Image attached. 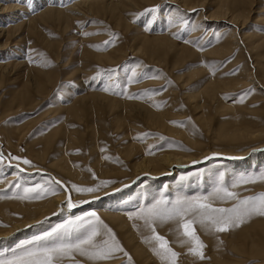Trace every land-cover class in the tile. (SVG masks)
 Returning a JSON list of instances; mask_svg holds the SVG:
<instances>
[{"label":"rangeland","instance_id":"obj_1","mask_svg":"<svg viewBox=\"0 0 264 264\" xmlns=\"http://www.w3.org/2000/svg\"><path fill=\"white\" fill-rule=\"evenodd\" d=\"M47 1L55 2L54 6H68L76 0H0L1 5L16 4L17 8L5 11L6 27L22 22L10 34L0 37V229L11 228L7 214L22 216L13 208L14 202L41 203L55 197L58 185L61 193L70 198L89 194L76 188L95 187L98 190L91 193L106 192L99 203L119 218L111 220L98 210L97 221L87 209L92 205L99 207L98 200L76 206L72 215L62 210L53 218L44 217L0 236V259L36 245H75L95 230L98 235L92 245H82L83 252L73 249L58 264H173V260L175 264H261L233 249L240 243L238 240L244 242L246 232H259L254 219L264 217L259 214L245 217L243 223L229 226L224 232L215 231L210 223L201 224V218L194 213L166 222L157 219L152 226L141 217L153 206L171 208L177 200L194 197H208L207 202L215 208L239 209L244 206L242 201L253 198L249 204L258 202L264 193V163L245 166L243 170L224 164L234 157L238 158L233 159L238 165L242 160L251 161L264 150L234 157L225 156L227 151H223L230 147L235 154H242L251 146L264 144V136L244 139L245 132L264 131V0H205L204 6L191 13L169 0H141L134 7L133 2L118 0L122 6L117 7V12L123 10V19L109 8H93L67 23L37 16ZM239 1L243 7L246 5L247 12ZM226 2L230 16L238 17L236 14L240 13L234 21L238 26L232 25L235 29L224 19L210 20L203 29L195 26L196 17L204 10L213 11ZM157 5L158 11L146 13ZM18 13L23 16L16 19ZM223 26L237 31L236 44L229 52L225 48L224 53H215L222 44H229L225 39H230L232 29L223 31ZM246 32L251 35L249 41L244 38ZM193 33L199 36L193 37ZM157 37L162 40L153 51L147 43ZM250 39L258 41L259 47L248 51L246 43ZM108 53L113 59L106 58ZM148 109L158 116L164 110V123L149 116L154 112ZM245 128L252 130L247 132ZM230 130H239L240 134L245 131L244 137L235 142L222 137L223 132ZM130 144L132 154H127ZM208 147L213 153L200 157L199 151H207ZM168 150L200 158L161 175L135 166L141 157L162 155ZM24 159L32 163L24 164ZM59 160L67 161L79 177L66 174L58 167ZM15 165L22 167L17 177L5 181L4 167L9 168L6 172L11 176ZM110 168H114L113 172L100 174ZM30 170L33 171L28 174ZM134 172L140 175L125 184L132 174L135 176ZM165 178L171 180L164 181ZM243 179L249 182L240 183ZM115 184H119L118 188L104 190ZM37 185L41 188L25 193V189ZM218 188H226L236 196L217 194ZM162 200L168 204L157 203ZM79 216L83 219L77 221V227L61 239H38ZM184 219L193 221L205 245L204 259L189 251L190 243H182L187 241L181 227ZM240 229L246 231L241 230L244 239ZM155 233L165 237L178 254L176 257L171 253L167 259L161 257L157 242L152 239ZM105 241L119 245L122 251L113 252L107 260L93 259L92 253L104 248ZM135 244L145 253L137 252Z\"/></svg>","mask_w":264,"mask_h":264},{"label":"bare ground","instance_id":"obj_2","mask_svg":"<svg viewBox=\"0 0 264 264\" xmlns=\"http://www.w3.org/2000/svg\"><path fill=\"white\" fill-rule=\"evenodd\" d=\"M14 2L16 1V0H13ZM113 1V0H112ZM125 1H130L131 3L133 2V4L134 3H138L139 1H141V0H119V2L121 3V2H125ZM143 1H148V2H153V1H155V0H143ZM221 1V0H220ZM232 1V0H231ZM242 1H244V0H242ZM242 1H239V5L241 6V8L243 7L242 5H243V2ZM57 2V1H56ZM108 2V1H107ZM105 0H76V1H74L72 4H69L68 6H66V5H64V6H59V5H57V6H54V4H55V2H50V1H47L46 2V7L45 8H43V9H41L40 11L38 10V14H37V16L39 17V18H42V19H54V20H57V21H62V22H69L70 20H72V19H74L75 17H77L78 15H80L81 13H82V11L84 12V11H86V9L87 10H92L93 8H95L96 10H100V9H98V8H101V9H103V8H109V11H111L114 15H118V18L120 19V18H122L123 17V10H121L120 11V9L118 10L119 11V13L117 12V7L120 5L119 4V2H118V0H116V3L113 1V2H111L110 3V1H109V3H107ZM118 2V3H117ZM169 2H171V3H175V2H177L178 3V7L180 8V9H182V10H186V11H188L189 13H191L192 12V10H195V9H197V8H201L202 6H204L205 5V0H169ZM224 2H225V0H224ZM230 2V1H229ZM58 3V2H57ZM60 3V2H59ZM177 3H175V4H177ZM232 3V2H231ZM234 3V2H233ZM236 3V2H235ZM245 3H246V1H245ZM124 4V3H123ZM139 4V3H138ZM247 4V3H246ZM221 5V6H220ZM225 5V6H224ZM238 5V6H239ZM120 6H122V5H120ZM119 6V7H120ZM127 6V5H126ZM128 6H130V4L128 5ZM135 6V4L134 5H132V7H134ZM176 6V7H177ZM230 6H232V4L230 5ZM245 7H243V9L244 8H246V5H244ZM9 7H12L13 9L14 8H16V4H14V6L12 5H1L0 4V21H1V23H0V37L2 36V35H6V34H10V31H11V29H13V31H14V29H17L21 24H22V22L21 21H17L16 22V25H12L10 28L9 27H6L7 25V23H4V21H5V17H3V15L5 14V11L7 10V8H9ZM131 7V8H132ZM232 8V7H231ZM239 8V7H238ZM240 8V9H241ZM17 9V8H16ZM18 9H20V8H18ZM40 9V8H39ZM126 9V8H125ZM242 9V10H243ZM108 10V9H107ZM244 11L245 12H247L245 9H244ZM243 11V12H244ZM87 12H89V11H87ZM116 12H117V14H116ZM237 12L239 13V11L237 10ZM237 12H234V13H237ZM195 13V12H194ZM230 12L229 11H227V2L226 3H223V4H219V6L217 7V8H215L213 11H206V10H204L203 12H202V14L199 16V17H196V19H195V26H198V27H202L201 29H203V27L205 26V24L208 22V21H210V20H218V19H224V20H227V22L230 24V26H232V25H235L236 23V21H237V18L240 16V13L239 14H236V15H238V17H236V16H230V14H229ZM19 15H16V19H18L19 17H22L23 15H20V14H22V13H18ZM232 14V13H231ZM229 15V16H228ZM245 15H246V13H245ZM245 15H243V17L245 16ZM12 16V15H11ZM10 16V17H11ZM37 16H35V17H37ZM242 16V15H241ZM2 17V18H1ZM37 17V18H38ZM15 19V18H14ZM15 19V20H16ZM32 20L34 19V18H31ZM41 19V20H42ZM123 19V18H122ZM10 20H12V19H10ZM14 20V21H15ZM21 20V19H20ZM35 21H36V19H34ZM45 21V20H44ZM235 21V22H234ZM238 21H240V20H238ZM34 22V21H33ZM242 22V21H241ZM30 23V22H29ZM28 23V24H29ZM35 25H37V24H35ZM29 26H30V24H29ZM229 26V25H228ZM236 26H238V24H236ZM225 29L223 30V31H226V30H228L229 29V27L227 28V26H223ZM222 27V28H223ZM233 27V26H232ZM232 27H230V29L229 30H231L230 31V35H229V37L228 38H230V39H228V40H226L225 39V41L227 42V43H229V44H222V41H221V46H219L217 49H216V51H215V49L214 50H212V51H210V52H214L215 51V53H218V52H221V53H224V50L223 49H225V48H227V50L229 49V50H231V49H233L234 48V45L236 44L235 43V40H236V38L234 37L235 35H236V33H237V31L236 30H234ZM36 27H31V28H27L28 30H34ZM200 29V30H201ZM228 30V31H229ZM240 32V31H239ZM235 34V35H234ZM197 35H198V33H193L192 34V36L193 37H197ZM146 36V35H145ZM199 36V35H198ZM250 36L251 35H249V33L248 32H246V34L244 35V38H246V39H248V41H249V38H250ZM145 39V38H144ZM160 38L159 37H157V38H153V40H152V42L151 43H147V44H150L149 46L150 47H152L153 48V51L155 50V49H158L159 48V41H161V40H159ZM164 40H165V38H163ZM163 40V41H164ZM143 41H145V43H146V39L145 40H143ZM162 41V42H163ZM167 41V40H166ZM244 41V40H243ZM165 42V41H164ZM163 42V43H164ZM224 42V41H223ZM167 43V42H166ZM171 43V42H170ZM170 43H168V45L170 44ZM246 42L244 41V44H245ZM257 43H259L258 41H257ZM255 41H253V42H251V39H250V42L249 43H246V49L249 51L250 49H255V48H257V46H258V44H257ZM262 43V42H261ZM174 44V43H173ZM5 45V44H4ZM164 45V44H163ZM168 45H167V48H169L170 49V47H168ZM171 45V44H170ZM219 45H220V42H219ZM242 45V44H241ZM173 46V45H172ZM172 46H171V48H172ZM217 46H218V44H217ZM237 46V45H236ZM236 46H235V48H236ZM259 47V46H258ZM161 48L162 47H160V51H161ZM242 48H244V47H242ZM241 48V49H242ZM141 48H139L138 50H140ZM173 49V48H172ZM245 49V48H244ZM151 50V49H150ZM171 50V49H170ZM169 50V51H170ZM226 50V49H225ZM229 50H228V52H229ZM164 51V50H163ZM242 51V50H241ZM226 52V51H225ZM153 53V52H152ZM165 53V52H164ZM220 53V54H221ZM106 55V58H110V59H113V57H112V54H110V56H109V53L108 54H105ZM157 55V54H156ZM101 56H103V57H105L104 55H97V58H100ZM108 56V57H107ZM157 58V57H156ZM264 66V65H263ZM38 83V85L39 84H41V83H39V82H37ZM210 82H208L207 84H209ZM211 83H216L215 81H212ZM210 85V84H209ZM216 85V84H215ZM206 86V85H205ZM218 86V85H217ZM211 87V86H210ZM215 87V86H214ZM220 87V86H219ZM212 89V88H211ZM197 107H199V105L198 106H196V108ZM166 109V108H165ZM75 110H77L76 108H75ZM148 110H150V109H148ZM150 111H153V109L152 110H150ZM163 112H161L160 113V116H158V114L156 113V112H154L153 114H149V116H151L152 118H158V120H159V122L161 123V122H163L164 123V121H163V119L164 118H162L161 117V115H166L165 114V112H164V110H162ZM146 112H148V111H146ZM149 113V112H148ZM159 113V112H158ZM169 114V113H168ZM148 117V116H147ZM166 117V116H165ZM162 123V124H163ZM166 123V122H165ZM246 129V128H245ZM244 129V130H245ZM249 130H252V129H249ZM249 130H247L246 129V131L248 132ZM170 131H174V130H172V129H170ZM241 131V130H240ZM217 132V131H216ZM244 132L245 131H243L241 134H240V132H239V130H230V131H226V132H223L221 135H222V137H224V138H227V139H231L230 141L231 142H235V140H237V139H240V138H243L244 137V135H245V137H244V139H255V138H262L263 136H264V131L262 130V131H256V132H254V133H247L246 134V132H245V134H244ZM256 133V134H255ZM218 134V133H217ZM244 134V135H243ZM220 135V134H219ZM216 136H218V135H216ZM221 137V136H220ZM221 137V138H222ZM260 138V139H261ZM222 141V140H221ZM222 143V142H221ZM220 144V143H219ZM226 144H228V143H226ZM234 144V143H233ZM233 144H230V146L231 145H233ZM256 145V144H255ZM133 145L132 144H130V146H128L129 148H128V150H126V153L127 154H132V151H131V147H132ZM220 146V145H219ZM218 146V147H219ZM234 146H236V145H234ZM251 146V145H250ZM263 147V148H262ZM249 148V147H248ZM206 149H208L207 151H205L204 149L203 150H201V151H199V154H200V157H207V156H210V154H211V152L213 153V151H210L212 148H206ZM216 149V148H215ZM229 149V150H228ZM227 149V147H226V149H224L223 151L225 152V151H227V152H229V153H227V152H225L224 154H225V156H231V157H234V156H232V155H240V156H247V154L248 153H250L251 151H255V152H260V151H263L264 150V144H258V145H256V146H251L249 149H247L244 153H242V154H235L234 153V151L235 150H233V148H228ZM134 150V149H133ZM217 150V149H216ZM233 152V153H232ZM236 152V151H235ZM219 153V152H218ZM261 153V152H260ZM263 153V152H262ZM199 156H196V155H193V154H186V153H182V152H177V151H171V150H168V152H166V153H164V154H162V155H156V156H153V157H151V156H147V157H141V159H139V160H137V162L135 163V166L136 167H141L142 168V170H145L146 172L147 171H149V173L150 174H156V175H161L163 172H166V170H170V169H172L174 166H177V165H182V167H186V164H190V163H192V162H194L195 160H198L199 158H200ZM138 159V158H137ZM249 159V158H248ZM135 160V159H134ZM133 160V161H134ZM247 160V159H246ZM240 161V163H239V165L237 164V162L235 161V160H233V159H230V160H228V161H226L224 164L225 165H227V167H233V166H235L236 168H237V170H239V169H244L245 168V166H253V165H255V163H264V153L263 154H260V155H257L254 159L252 158V160L251 161ZM53 161V160H52ZM54 163V162H53ZM57 165H58V167H61V169L62 170H64V172L66 173V174H68V175H71V176H73L75 179L76 178H78L79 177V175H78V173L76 172V170H73L72 169V167L69 165V164H67V161L64 163V161H62V160H59V162H57ZM1 166V165H0ZM264 166V165H263ZM3 167V165L1 166V168ZM134 167V166H133ZM179 167H181V166H179ZM256 167V166H255ZM22 167L21 166H19V167H16V165H15V168H13L12 170H11V172H12V175L11 176H9L8 174L9 173H7L6 171H7V169H9V168H7V167H4V172L6 173V175H4V177L6 176V180L5 181H8V180H11V179H14V178H16L17 176V174L19 173V169H21ZM108 168V167H107ZM177 168V167H176ZM11 169V168H10ZM113 169L114 168H110V169H105L103 172H100V174L101 175H104V174H108V173H111V172H113ZM118 169V168H117ZM116 169V170H117ZM133 170V169H132ZM203 170V169H202ZM249 170V169H248ZM10 171V170H9ZM32 171L33 170H30L29 172H28V174H30V173H32ZM135 171V170H134ZM10 172V173H11ZM116 172V171H115ZM251 172V171H250ZM76 173V174H75ZM137 173L138 172H134V174H135V176L133 177V174H132V177L129 179V180H127L126 182H125V184L126 183H130V182H132L138 175H140V174H138L137 175ZM208 173V172H207ZM210 173V172H209ZM116 174V173H115ZM202 174H204V170H203V173ZM27 177H30V175H27ZM194 178V177H193ZM191 179L192 181H194V179ZM80 179V178H79ZM169 180H171V178H165L164 179V181H169ZM197 180V179H196ZM162 181V180H161ZM154 184V183H153ZM164 184V183H163ZM119 185V184H118ZM117 185V186H118ZM56 186V185H55ZM116 186V184L114 185V186H112L111 188H109V189H104V190H113V189H116V188H118ZM58 193L55 195V197H53V198H49L48 200H45V201H43V202H41V203H29V204H27V203H16V202H14L13 203V205H11V206H13V208L16 210V211H18V212H20L21 214H22V216L20 217V218H17L16 216H10L9 214H5L6 215V218L7 219H9V221H10V223H11V228H8L7 230H1L0 229V236H2V235H6L7 233H9V232H14L15 230H17V229H20V228H22V227H24V226H27V225H29V224H32L33 222H37L38 220H40V219H42V218H44V217H47V218H53L52 216H55V215H57V214H59L60 215V212L63 210V212L65 211L66 213H67V215H72V214H74L73 213V210L75 209V208H68L67 207V204H68V201H69V199H71V201H72V203H74V204H76L77 206L78 205H83V204H88L90 201H93L94 202V200H98L97 201V203H98V205H99V207H95L94 205H92V207H89L87 210H89L88 212H95L96 213V211L98 212V210L101 212V214L103 215V216H107L109 219H111V220H118V218H119V216L117 215V214H110V213H108V211L107 210H104L103 209V204H101V203H99V202H103V200H102V197H104L105 196V194H107L106 192H104V191H102V192H100V193H89V194H85V195H82V197H80L78 194V198H75V197H73V198H70V197H67V194H62L61 192V187L58 185ZM60 188V189H59ZM103 190V189H102ZM108 191V192H109ZM162 191V190H161ZM75 192V191H74ZM71 195V194H70ZM75 195V194H74ZM73 195V196H74ZM73 199V200H72ZM102 200V201H101ZM81 201H87V203H81ZM91 204H93V203H90V205ZM97 205V206H98ZM108 208V207H107ZM109 209V208H108ZM82 216V215H81ZM86 216V215H85ZM80 217V216H79ZM258 216H256V218H257ZM256 218H254L255 220H256V222L255 223H257L258 224V228H259V232L257 233V234H255L256 232L254 231V230H252V231H254L253 233H252V231H251V229H253L254 227H252L253 226V224H254V222H253V220L251 221L252 223H250V224H252V226H250L251 227V229H250V227H247V229H250L249 231H251L250 233L251 234H253V235H256V236H251V234L249 235V233H247L246 231H244V230H242V229H240V237H242V239H244V242H241V240H238V241H240V243H238V244H236V246L234 245V247H233V249L235 248V250H237V253H239V252H241L242 254H240L241 256L244 254V255H248L250 258H256L257 260H260L261 261V264H264V217H261L260 219H256ZM241 230H242V232L244 233V232H246V234H243L244 235V238H243V235H242V232H241ZM238 235V234H237ZM248 235H249V237H248ZM239 237H237V239H238ZM241 239V238H240ZM135 247H136V251L137 252H143V253H145V250L139 245V244H135ZM217 257V256H216ZM243 257V256H242ZM246 257V256H245ZM249 257L247 258V259H249ZM220 258V257H219ZM218 258V259H219ZM218 259H217V261H218ZM223 259V258H222ZM220 261V260H219ZM223 261H225V259L223 260ZM233 261H235L234 259H233ZM225 262H227V261H225ZM224 262V263H225ZM254 264H255V262H254ZM256 264H260V263H256Z\"/></svg>","mask_w":264,"mask_h":264},{"label":"snow or ice","instance_id":"obj_3","mask_svg":"<svg viewBox=\"0 0 264 264\" xmlns=\"http://www.w3.org/2000/svg\"><path fill=\"white\" fill-rule=\"evenodd\" d=\"M159 5L146 10L148 12H156L159 10ZM145 13V14H146ZM114 71V70H113ZM137 74L133 72V77ZM95 79V77L93 78ZM131 80V78H130ZM107 90V89H106ZM216 155V154H214ZM3 159V154H0V160ZM15 159L19 160L20 157H16ZM238 159V158H233ZM24 164H31L32 162L24 159ZM11 166V165H10ZM19 167V165H16ZM261 178H264L262 176ZM249 180L243 179L240 183H248ZM58 183V182H57ZM103 183V182H102ZM75 187V186H74ZM41 188L40 185H37L36 188H27L25 189V193L34 192L36 189ZM77 191L80 192H95L98 189L95 187L88 188H76ZM41 191H47V189H41ZM119 191V189H117ZM217 194L223 193L224 196L234 198L236 196L235 193L228 191L226 188H218L216 190ZM39 198V194L37 195ZM253 198H247L241 203L244 205L242 208H215L211 203H208V197H194L188 200H177L176 203L171 207H156L148 209L145 215H142L141 218L145 219L146 223H149V226H152L155 220H160L161 222H166L168 220L175 219L177 217L183 219L187 213H194L199 216L200 223L207 225L211 224L215 231L224 232L229 229V226H237L239 223L244 222L245 217H249L254 214H259L264 216V193L261 194L258 202H253L249 204V200ZM81 203H87V201H81ZM158 204L167 205L168 201H158ZM77 205L72 203L71 199H69L67 207L75 208ZM221 214V215H216ZM93 217H96L97 221H99V217L96 216V213L93 212L91 214ZM82 217H78L76 220L67 221L65 224L57 226V228L53 229L52 232L46 234L45 237H40L38 239L43 240L48 237H56L57 239H61L62 236L68 235L70 229H74L77 227V221L82 220ZM181 227L183 228V236L187 238V241L192 246L189 248V251L198 255L201 259H204V253L202 249L205 247L203 242L200 240V237L197 235L193 221L191 219H184ZM154 232V228H153ZM98 235L97 231L93 230L91 234L84 240L80 241L75 245L68 244H50V245H36L32 248L26 249L23 252L18 254H14L9 258L0 259V264H58V261L61 257L69 254L73 249L84 251L81 247L82 245H92L94 238ZM153 240L157 242V247L161 257L163 259L168 258V254L171 253V256L174 258L178 254L174 252L169 246L165 237L160 236L158 233H155L152 237ZM104 248H98L92 253L93 259L98 260H107L111 258V254L116 251H122V249L117 244L108 245L107 241L104 242ZM156 250V249H154ZM173 264L175 261L173 260Z\"/></svg>","mask_w":264,"mask_h":264}]
</instances>
